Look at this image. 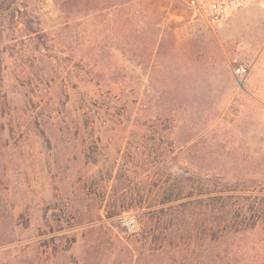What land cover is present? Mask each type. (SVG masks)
Here are the masks:
<instances>
[{
  "label": "rangeland",
  "instance_id": "obj_1",
  "mask_svg": "<svg viewBox=\"0 0 264 264\" xmlns=\"http://www.w3.org/2000/svg\"><path fill=\"white\" fill-rule=\"evenodd\" d=\"M24 1L33 31L0 46V264H264V0L221 25ZM175 172L203 199L178 236Z\"/></svg>",
  "mask_w": 264,
  "mask_h": 264
},
{
  "label": "trees",
  "instance_id": "obj_2",
  "mask_svg": "<svg viewBox=\"0 0 264 264\" xmlns=\"http://www.w3.org/2000/svg\"><path fill=\"white\" fill-rule=\"evenodd\" d=\"M142 2V0H140ZM23 8H27L24 0H0V46L6 45V42L10 41V36L12 33L22 32V30L33 31V26L26 22L23 14ZM159 25V23L157 24ZM23 26V27H21ZM166 38H160L159 47L164 48V44L167 39L174 40V31L173 28L166 30ZM182 148L177 146L173 147L174 158L179 157V152ZM175 184L174 189L169 190L166 200H163L162 204H170L168 210L172 211L171 214L167 216L172 219L173 232L176 236L184 230V222L186 219V210L187 207L191 204H199L202 202L201 199L202 190L200 186H191V189L188 190L186 186V181L177 172L174 173ZM199 185V184H198ZM114 202V201H113ZM113 202L109 205L108 218L121 216L126 211H131L133 208H121L120 206L113 205ZM115 208V209H114ZM137 212H141L140 207L135 208ZM165 208H161L156 211L157 214L164 213ZM141 215H144L142 213ZM201 230H197L199 233ZM13 243V241L3 240V244L6 245Z\"/></svg>",
  "mask_w": 264,
  "mask_h": 264
},
{
  "label": "built area",
  "instance_id": "obj_3",
  "mask_svg": "<svg viewBox=\"0 0 264 264\" xmlns=\"http://www.w3.org/2000/svg\"><path fill=\"white\" fill-rule=\"evenodd\" d=\"M194 20L221 25L237 11L258 0H177Z\"/></svg>",
  "mask_w": 264,
  "mask_h": 264
}]
</instances>
